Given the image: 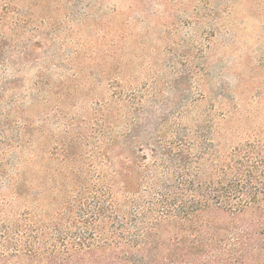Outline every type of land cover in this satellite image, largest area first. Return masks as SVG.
Segmentation results:
<instances>
[{
    "label": "trees",
    "instance_id": "obj_1",
    "mask_svg": "<svg viewBox=\"0 0 264 264\" xmlns=\"http://www.w3.org/2000/svg\"><path fill=\"white\" fill-rule=\"evenodd\" d=\"M1 3L0 264H264L259 108L241 115L236 93L220 88L205 137L181 126L187 103L152 120L114 83L95 138L72 122L55 138L34 112L60 86L46 78L47 39L19 43L36 26Z\"/></svg>",
    "mask_w": 264,
    "mask_h": 264
},
{
    "label": "rangeland",
    "instance_id": "obj_2",
    "mask_svg": "<svg viewBox=\"0 0 264 264\" xmlns=\"http://www.w3.org/2000/svg\"><path fill=\"white\" fill-rule=\"evenodd\" d=\"M8 1L18 18L39 27L20 29L19 43L46 38L44 51L54 57L46 78L60 86L34 112L47 116L45 128L55 138L68 122L73 134L95 138L100 101L114 83L125 96L134 92V103L143 100L152 120L187 103L181 126L205 137L210 105L222 102L220 88L236 93L241 115L247 107L264 114V0ZM34 74L27 66L20 76L28 82Z\"/></svg>",
    "mask_w": 264,
    "mask_h": 264
}]
</instances>
